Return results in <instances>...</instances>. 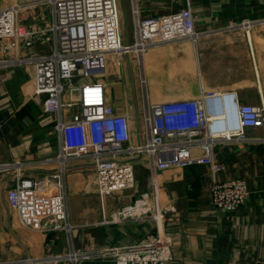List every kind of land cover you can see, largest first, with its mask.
Here are the masks:
<instances>
[{
  "label": "crops",
  "instance_id": "obj_1",
  "mask_svg": "<svg viewBox=\"0 0 264 264\" xmlns=\"http://www.w3.org/2000/svg\"><path fill=\"white\" fill-rule=\"evenodd\" d=\"M21 1L0 0V8ZM119 4L124 43L135 40L137 20L185 7L192 11L196 31H213L194 42L183 38L149 46L140 55L107 56L100 79L106 101L117 113L133 116L139 104L198 98L208 91H233L240 104L264 106V0H119ZM49 17L48 4L19 8L16 13V20L29 29L47 27ZM244 21L251 22L248 32L242 27ZM51 48L50 41L37 38L7 54L26 58ZM33 78L31 63L0 68V162H28L24 176L40 185L45 175L56 172L52 165L40 167L35 162L57 152L52 131L56 114L43 111L46 94L34 91ZM75 109L67 108L66 117ZM245 132L246 139L214 145L213 161L222 165L215 171L207 163L160 170L151 167L146 154L136 156L131 160L133 186L102 198L93 164L69 162L61 178L71 224L68 231H33L21 225L1 198L3 180L7 179L6 190L14 176L1 175L0 264H35L26 259L152 240L159 225L171 253L163 264H264V142L253 139L264 137V125L247 127ZM202 153L199 148L192 150L194 156ZM232 179L245 181V202L233 211L214 207L211 183ZM145 193L149 212L119 215ZM75 264L116 263L79 259Z\"/></svg>",
  "mask_w": 264,
  "mask_h": 264
},
{
  "label": "built area",
  "instance_id": "obj_2",
  "mask_svg": "<svg viewBox=\"0 0 264 264\" xmlns=\"http://www.w3.org/2000/svg\"><path fill=\"white\" fill-rule=\"evenodd\" d=\"M42 4L50 7L47 27L29 29L16 20L19 8ZM250 26V21L242 23L246 32ZM211 31L194 29L189 7L137 20L132 43L122 40L119 0H23L0 8V68L33 64L34 91L46 94L42 109L56 114L52 131L57 138V152L35 161L40 167L54 166L55 174L45 175L37 185L22 172L28 162H0V176L7 173L14 176L5 190V198L21 225L33 231L70 229L61 178L71 161L88 160L93 164L100 198L133 186L131 160L142 154L147 155L151 167L160 170L192 163H207L214 171L222 168L213 161L214 145L246 139L247 127L263 126L264 106L240 104L233 91H208L198 98L145 105L140 120L138 110L133 116L117 113L107 103L105 86L100 79L107 56L140 55L149 46L183 38L194 42ZM37 38L52 43L48 53L26 58L8 56L11 48L22 44L28 47ZM74 79L79 82L74 84ZM65 94L68 99L63 98ZM75 106L67 118V108ZM132 120L135 121L133 129ZM135 138L139 143L132 142ZM253 139L264 142V137ZM195 148L201 149L202 155H192ZM53 175L55 179L51 178ZM246 196L247 187L242 179L213 181L210 185L213 206L224 211L241 206ZM150 210L145 193L118 213L140 216ZM153 216H158V212ZM170 258V249L159 225L152 240L86 251L70 249L26 261L75 264L79 259H111L116 264H163Z\"/></svg>",
  "mask_w": 264,
  "mask_h": 264
},
{
  "label": "water",
  "instance_id": "obj_3",
  "mask_svg": "<svg viewBox=\"0 0 264 264\" xmlns=\"http://www.w3.org/2000/svg\"><path fill=\"white\" fill-rule=\"evenodd\" d=\"M135 110H136V109H135ZM137 143H139V140H137ZM7 174L10 175L11 173H7ZM11 175H12V174H11ZM6 181H7V179H4V180H3V183H2V188H1V198H2V200H3V202H4V204H5L6 206L9 207L8 202H7L6 198H5V183H6Z\"/></svg>",
  "mask_w": 264,
  "mask_h": 264
},
{
  "label": "rangeland",
  "instance_id": "obj_4",
  "mask_svg": "<svg viewBox=\"0 0 264 264\" xmlns=\"http://www.w3.org/2000/svg\"><path fill=\"white\" fill-rule=\"evenodd\" d=\"M81 81V80H80ZM72 82L74 83V84H76V83H78L79 81L78 80H72ZM138 110H139V116H140V120H142V118H143V114H144V109H143V106H141L140 104H139V107H138ZM144 140V135L142 136V141ZM39 182H41V180H39ZM133 204V203H132ZM151 206H152V204H151Z\"/></svg>",
  "mask_w": 264,
  "mask_h": 264
},
{
  "label": "bare ground",
  "instance_id": "obj_5",
  "mask_svg": "<svg viewBox=\"0 0 264 264\" xmlns=\"http://www.w3.org/2000/svg\"><path fill=\"white\" fill-rule=\"evenodd\" d=\"M156 204L154 205L155 207L157 206V205H159L158 203H157V201L155 202ZM153 204H154V202H153Z\"/></svg>",
  "mask_w": 264,
  "mask_h": 264
}]
</instances>
